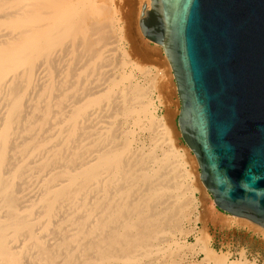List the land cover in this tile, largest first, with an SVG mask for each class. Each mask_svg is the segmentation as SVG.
I'll return each mask as SVG.
<instances>
[{
  "label": "bare ground",
  "instance_id": "6f19581e",
  "mask_svg": "<svg viewBox=\"0 0 264 264\" xmlns=\"http://www.w3.org/2000/svg\"><path fill=\"white\" fill-rule=\"evenodd\" d=\"M138 2L140 31L149 3ZM104 4L0 0V264H144L164 230L190 218L177 153L133 151L120 128L116 114L143 116L153 132L162 123L130 74L108 77L114 22Z\"/></svg>",
  "mask_w": 264,
  "mask_h": 264
},
{
  "label": "water",
  "instance_id": "95a60500",
  "mask_svg": "<svg viewBox=\"0 0 264 264\" xmlns=\"http://www.w3.org/2000/svg\"><path fill=\"white\" fill-rule=\"evenodd\" d=\"M139 26L161 47L176 123L215 207L264 228V0H148Z\"/></svg>",
  "mask_w": 264,
  "mask_h": 264
},
{
  "label": "rangeland",
  "instance_id": "374dc122",
  "mask_svg": "<svg viewBox=\"0 0 264 264\" xmlns=\"http://www.w3.org/2000/svg\"><path fill=\"white\" fill-rule=\"evenodd\" d=\"M138 1L99 0V3L103 6H105L104 2H107L106 7L110 10L109 13L113 18L111 19V24L114 22V25H111L113 29L112 35L114 36L110 46L113 50L117 49L111 50L112 62L110 67L114 66L116 62L117 64L109 69L111 76L108 77L109 79L112 77L117 80L121 72L130 74L132 83L145 89L146 99L153 101L150 107V109L152 108L150 110V112L152 111L151 116L157 122L162 123V126L157 128L158 132L156 131L159 137L156 132L150 129L148 119L143 118V116L139 117L137 122H134L131 118L125 119L121 117V114L116 115H118L117 117L122 123H120V128L131 130V149L133 148V151L137 150L136 152L138 153H145L148 150H153V152L156 151L155 154L159 158L169 153L171 155L177 153L176 157L179 159L173 157L174 155L172 157L179 160V171L181 174L179 180L181 187L184 188L183 192L190 199L188 211L191 212L189 219H182L179 223V228L176 227V229H172L173 231L171 229L164 230L165 234L161 236L159 242H153L148 247L149 256L145 259L144 264H211L202 261L207 254L215 257L225 256L227 262L234 261L237 264H264V234L253 226H249L244 220L228 215L225 212L220 211L221 213H217V215L215 212L218 209L215 207L210 194L201 184L197 161L194 160V155L181 140L177 128L176 118L179 100L170 66L168 67L161 48L147 41L141 35L136 24V12L139 8ZM123 60H125V65H123ZM139 66L142 68L145 66L144 68L145 70L147 69V72L144 73ZM122 73L119 78L123 75ZM152 76L155 77L152 78ZM122 86L119 85L117 91L123 88ZM105 118L111 120L110 118L113 119V116ZM132 124H134V127ZM133 132L135 133L132 134ZM163 133L168 138L170 136V138H167V140L163 139L165 138ZM202 234L208 236L207 252L199 247ZM162 237L163 239L167 238V241H163Z\"/></svg>",
  "mask_w": 264,
  "mask_h": 264
},
{
  "label": "crops",
  "instance_id": "0c3cea01",
  "mask_svg": "<svg viewBox=\"0 0 264 264\" xmlns=\"http://www.w3.org/2000/svg\"><path fill=\"white\" fill-rule=\"evenodd\" d=\"M216 211H217V212H215L216 214H217V213H221L220 210H216ZM217 215H218V214H217Z\"/></svg>",
  "mask_w": 264,
  "mask_h": 264
}]
</instances>
